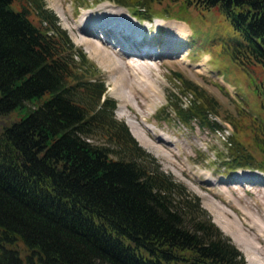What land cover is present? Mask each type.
Here are the masks:
<instances>
[{"label": "trees", "instance_id": "obj_1", "mask_svg": "<svg viewBox=\"0 0 264 264\" xmlns=\"http://www.w3.org/2000/svg\"><path fill=\"white\" fill-rule=\"evenodd\" d=\"M111 1L146 20L215 6L237 36L210 45L242 69L264 66V0ZM171 74L190 98L168 91L156 117L170 108L184 125L221 128L209 117L218 114L215 99ZM99 75L43 0H0V118L23 112L0 127V264H246L199 198L114 117ZM253 92L264 112V81ZM258 131L259 157L227 137L228 168L264 171V126Z\"/></svg>", "mask_w": 264, "mask_h": 264}, {"label": "rangeland", "instance_id": "obj_2", "mask_svg": "<svg viewBox=\"0 0 264 264\" xmlns=\"http://www.w3.org/2000/svg\"><path fill=\"white\" fill-rule=\"evenodd\" d=\"M86 1L43 0L70 41L99 69V76L105 85V95L115 102L114 117L122 120L129 132L128 124L133 125L138 134L153 145L151 151L154 149L159 155L138 143L130 132L137 144L155 158L163 172L171 175L187 191L199 198L201 207L239 249L246 264H264V171L242 166L230 169L225 163L234 149L232 140L229 143L227 139L232 133L237 138L232 135L234 141H241L245 150L259 157L252 136L256 131L259 133L258 126H264V112L259 97L253 92V85L264 81V66L256 64L242 69L217 46L221 40L236 38L237 35L215 6L200 9L191 3V6L181 11L182 20L166 15H153L154 18L147 21L133 17L127 7L111 0ZM155 1L169 3L168 0ZM169 4L173 7L172 3ZM81 17L83 22H80ZM90 17L93 18L88 19ZM177 22L181 25H175H179L184 33H179V37L173 39V25ZM77 23L84 26L95 24L94 28L99 29V34L110 33L109 36L116 45L113 47L112 43L105 41V34L102 35L101 42L90 34L78 31L75 27ZM105 25H121L124 30L133 26L140 27L144 39L153 42L150 47L156 49L157 55L153 58L152 51L141 53L139 46H134L135 49L128 48L123 45L122 35L116 33L113 36L110 28H103V32H100V26ZM130 33H134L133 29ZM130 33L127 35L130 36ZM82 36L102 44V55L96 56L90 49L88 54L84 49L86 44L77 41ZM125 39L128 40V37ZM210 41L217 44L212 46ZM121 56L126 57L122 60ZM117 65L126 77L123 81H129L126 84L118 81L119 72L116 73L113 69ZM172 71L180 72L215 99L218 114H211L209 117L218 122L221 128L213 130L205 125L199 126L196 122L184 125L177 121L170 108L167 118L156 117L158 109L167 103L168 91H172L184 104L190 98L189 94L183 95L180 92L179 84L172 78ZM128 73L136 80L138 77L147 79L154 85L156 95L147 87L144 92L138 91L143 89L138 85L143 84L130 79ZM152 98H155V104L150 101ZM236 105L247 114L237 116ZM22 114L23 112L15 110L0 118V127L18 119ZM224 116L238 120V129L234 130ZM154 133L173 142L168 147L172 154L151 141L157 140L153 137ZM100 139L93 137L92 141ZM158 143L167 149L161 141ZM219 191L223 195L216 193ZM224 197L233 201L236 206L231 208Z\"/></svg>", "mask_w": 264, "mask_h": 264}, {"label": "bare ground", "instance_id": "obj_3", "mask_svg": "<svg viewBox=\"0 0 264 264\" xmlns=\"http://www.w3.org/2000/svg\"><path fill=\"white\" fill-rule=\"evenodd\" d=\"M108 14V13H107ZM91 18H93V17H90V18H88V19H91ZM122 20V19H121ZM80 22H83V17H81V20H80ZM86 23H87V21H86ZM175 24H179V25H181L180 23H174V25H173V27H174V32H173V34H172V38L173 39H175V37H179V33H184V31L182 30V29H180V27H179V25H175ZM86 26H88V25H86ZM86 26H84V25H80V24H76V28L78 29V31H81V32H84L85 34H90L91 36H93V37H96V38H98L101 42H103V40H102V36H99V34L98 33H96V31L95 30H93L94 28V26H95V24H93L92 25V27H91V25H89L88 26V28L86 27ZM105 30H108V28H105ZM105 34V38L103 37V39H105V41H107L108 43H111V37L109 36L110 35V33H104L103 32V35ZM83 37V36H82ZM101 38V39H100ZM77 41H79V43H84V44H86V47L84 48L85 49V51L89 54V50L88 49H90L91 50V52H92V54L94 53L96 56H100V55H102L101 54V52H102V49L101 48H103L104 49V47L102 46V44H99V43H97V42H95V41H93L92 39H90V38H79V39H77ZM112 46L114 47L115 45L114 44H112ZM118 48V47H117ZM119 49V48H118ZM90 52V53H91ZM119 52H120V54L121 55H123V53H122V51L119 49ZM107 54V53H106ZM144 54H146L145 52H144ZM126 56H121V58L120 59H124ZM105 58V57H104ZM104 58H102V59H104ZM115 63H117V61H114ZM150 62H152V61H150ZM112 66H115V65H112ZM111 66V67H112ZM113 69L114 70H116V73H117V71L119 72L118 73V81L121 83V84H126L127 83V81H128V79L126 80V81H123L124 79H126V77L125 76H123L122 75V73H121V69H119V66L117 65L116 67H113ZM131 73V72H130ZM134 73H136L135 71H134ZM128 75V77H131L130 79H132L133 81H135L136 83H141V84H143V85H138L140 88H142L143 87V89L142 90H138V91H142V92H144V91H146V87L149 89L150 88V90H151V92L154 94V95H156V90H155V87H154V85L153 84H151V83H149L148 82V80L147 79H145V78H139L138 76V79L136 80V79H134L133 77H132V75L130 76L129 75V73L127 74ZM141 77H144V76H141ZM129 82V81H128ZM149 83V84H148ZM125 86V85H124ZM123 86V87H124ZM128 86V85H127ZM142 86V87H141ZM150 101L151 102H153L154 104L156 103V101H155V98H152V99H150ZM128 125H130L129 127V129H130V131H131V133H132V135L139 141V143L142 145V146H144L147 150H149V151H151V149L150 148H152L153 147V145H150V144H148L139 134H138V132L136 131V129H135V127L133 126V125H131V124H128ZM153 137L155 138V139H157V140H151L152 142H154L155 144H157V145H159L162 149H164V150H166L169 154H172V153H170L171 151H170V148H168L170 145H172V143L169 141V140H166V139H164L163 137H161V136H159L158 134H156V133H154L153 134ZM158 141H161L166 147H167V149L166 148H164L161 144H159L158 143ZM148 144V145H147ZM147 147H146V146ZM156 147V146H155ZM156 148H158V147H156ZM159 149V148H158ZM160 150V149H159ZM151 152H153L155 155H159L158 153H156L155 151H154V149H153V151H151ZM162 154V153H161ZM239 180L242 182V180L240 179V177H239ZM216 193H219L220 195H223V192H216ZM224 200H225V202L226 203H228L229 205H230V207L231 208H234L235 206H236V204L233 202V201H231V200H229L228 198H226V197H224ZM220 221V220H219ZM215 222V221H214ZM221 222H223V221H221ZM216 223V222H215ZM217 224V223H216ZM218 225V224H217ZM219 226V225H218ZM227 226V225H226ZM220 227V226H219ZM228 227V226H227ZM226 227V228H227ZM224 228V227H223ZM225 228V229H226ZM221 229V228H220ZM224 229V230H225ZM222 230V229H221ZM231 230V229H230ZM223 231V230H222ZM235 231V230H234ZM235 234V233H234ZM236 236V235H235Z\"/></svg>", "mask_w": 264, "mask_h": 264}]
</instances>
